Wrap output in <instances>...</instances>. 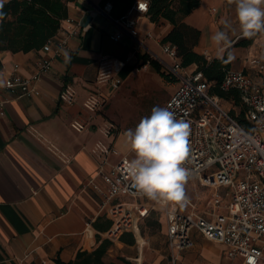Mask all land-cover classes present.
<instances>
[{"label":"crops","instance_id":"obj_1","mask_svg":"<svg viewBox=\"0 0 264 264\" xmlns=\"http://www.w3.org/2000/svg\"><path fill=\"white\" fill-rule=\"evenodd\" d=\"M136 1L76 0L70 3L69 16L62 22L56 36V39L67 38L68 44L53 58L49 73L40 78L37 84L39 96L11 94L1 87L15 66L19 76L31 77L42 58L53 57L56 46L29 53H0L3 66L0 70V108L4 112L0 115V264H58L57 260L69 263L79 252H92L106 239L104 234L111 223L105 216L98 215L100 200L91 188L85 186L100 167L98 157L92 152L95 145L110 143L112 139H107L102 132L105 120L88 113L84 103L98 86L101 58L124 59L131 53L136 40L128 34H124L119 43L110 39L111 34L120 30L111 18L127 15ZM108 3L113 5L111 18L98 12ZM210 8H216V14L218 8L222 14L224 8H230V17L221 15L222 22L228 20V25L229 21L238 22L234 3L202 0L200 7L183 20L201 32L195 48L198 54L210 60L208 52L212 60L222 58L226 50H231L232 70L235 71L246 69L250 58L264 59V34H258L249 47L236 48L229 44L217 55V46L211 37L219 29L214 21L216 14L211 15ZM87 15L92 17L91 23L68 35L67 31L71 32L74 26L67 20L81 23ZM237 26L235 36H243L239 23ZM171 30L172 26L166 21L153 23L148 15L140 17L137 41L142 42L143 47L121 71L123 81L146 54L159 63H173L161 47L162 40ZM248 72L255 79H261L255 71ZM68 86L76 93L71 105L60 100L61 93ZM74 121L87 123V128L81 133L74 131L71 128ZM111 161L115 162L113 157ZM199 188L197 185L196 192L202 196L200 206L209 205L208 191L210 194L213 191L200 192ZM161 222L159 220L168 255L166 228ZM193 236L195 245L184 254L185 264H195L197 258L202 264L204 261L219 264L221 258L227 264H235L228 258L225 246L208 241L197 232ZM143 240L147 242L144 237ZM150 245L147 243L141 255L142 264H165L162 245L153 240L152 251L146 252ZM123 250H134V253L123 254ZM201 250V257H198ZM115 256L129 261L137 259V240L133 246L120 239L113 242L107 260Z\"/></svg>","mask_w":264,"mask_h":264},{"label":"built area","instance_id":"obj_2","mask_svg":"<svg viewBox=\"0 0 264 264\" xmlns=\"http://www.w3.org/2000/svg\"><path fill=\"white\" fill-rule=\"evenodd\" d=\"M140 5L145 6L144 10L139 9ZM112 9L113 5L108 3L98 12L111 18ZM148 9L147 0H138L127 15L111 18L120 30L111 34L110 39L119 43L124 34H128L136 43L124 59L101 58L97 77L101 89L115 91L121 87V71L143 47L142 42L137 41L138 22L141 16L147 15ZM216 11V8L209 10L211 15ZM67 22L74 26L71 32L67 31L68 35L81 27L80 22L70 19ZM67 44V38L50 40L44 49L55 45L53 57L42 58L29 78L19 76L15 66L1 88L20 96H39L37 84L40 78L49 73L53 58ZM161 47L173 62L166 64L168 75L178 78L175 91L163 107L190 125L189 158L185 164L190 176L186 184L197 183L194 186L196 194L193 198L187 196L188 203L184 207L174 209L161 208L139 195L125 170V163L134 158V153L130 150L128 155H120L115 147L120 131L113 122H107L102 132L112 142L95 145L92 152L98 157L100 167L85 186L91 188L100 200L98 215L105 216L111 223L104 236L113 243L126 233L132 234L138 249V258L132 262L142 264L141 255L147 242L143 240L141 225L156 213L166 228L168 264H185L184 254L195 245L194 232L225 246L232 263L264 264V86L261 79H255L248 72L253 70L259 78L264 77V59L253 57L248 59L246 69L227 71L220 86L224 92H239L247 109L244 125L222 107L220 98L211 93L213 83L208 82L197 67L186 73L187 69L177 58L175 46L162 44ZM142 63L137 64L134 70L149 65ZM75 98L76 93L70 86L60 95V100L67 105L73 104ZM98 107L99 100L94 95L84 103L90 114L95 113ZM0 115H4L1 108ZM71 128L81 133L87 128V123L74 121ZM98 144L103 148H98ZM111 157L119 159L112 162ZM197 185L213 191L209 205L200 206L202 196L196 192Z\"/></svg>","mask_w":264,"mask_h":264},{"label":"trees","instance_id":"obj_3","mask_svg":"<svg viewBox=\"0 0 264 264\" xmlns=\"http://www.w3.org/2000/svg\"><path fill=\"white\" fill-rule=\"evenodd\" d=\"M76 0H4L0 3V53H29L42 50L50 40H55L62 28V22L69 16V4ZM148 17L151 22L166 21L172 26L162 44L176 47L177 58L183 68L196 66L205 79L213 83L211 93L231 105L229 111L240 123L246 125V107L242 104L238 91L224 92L220 89L227 71L232 69L231 51L227 50L222 58L207 60L195 51L201 38V32L187 25L183 20L197 10L202 0H147ZM253 39L247 40L241 47L252 45ZM142 64H149L162 77L161 64L150 55H144ZM0 60V70L2 69ZM240 108V112L235 111ZM153 215V214H152ZM160 225V224H159ZM109 227V226H108ZM124 244L133 246L132 234L120 237ZM112 242L103 240L92 252H79L69 263L58 264H136L125 257L115 256L107 260V253Z\"/></svg>","mask_w":264,"mask_h":264},{"label":"clouds","instance_id":"obj_4","mask_svg":"<svg viewBox=\"0 0 264 264\" xmlns=\"http://www.w3.org/2000/svg\"><path fill=\"white\" fill-rule=\"evenodd\" d=\"M236 7V18L242 35L252 38L264 34V0H228ZM2 3V0H0ZM145 6H139L144 10ZM220 55L228 45V35L217 31L212 37ZM190 125L177 119L168 108L155 106L135 128L125 133V143L134 158L125 163L128 178L137 193L161 208L184 207L188 203L185 185L190 171L185 166L189 158ZM103 148L102 145H97Z\"/></svg>","mask_w":264,"mask_h":264},{"label":"rangeland","instance_id":"obj_5","mask_svg":"<svg viewBox=\"0 0 264 264\" xmlns=\"http://www.w3.org/2000/svg\"><path fill=\"white\" fill-rule=\"evenodd\" d=\"M231 11L232 10L230 8H224V14H227V18L230 17ZM222 13L223 11L218 8L214 21L219 31L227 33L229 41L228 45L233 44V47L241 48L240 45H242V43L250 39H253L254 41V39L258 36V34L252 38H246L241 35L235 36L238 28V22L229 21L230 24L228 25L227 20L223 23L221 15L224 14ZM207 56L211 60L208 52ZM160 64L162 66V73L164 77L158 74L150 65L146 68L139 66L137 70L129 73L130 75L125 79V81H123L119 89L115 91L111 90L110 93L107 94L105 93L106 90L101 89V86L98 85L96 90L89 95H94L99 100V107L92 115L101 116L105 120V123L113 122L118 127L120 135L118 136L115 147L121 156L128 155L130 151L129 147L125 143L124 133L130 128L134 129L142 117L150 115L153 107H163L178 85V78L169 76V71L166 69V64L171 63ZM186 69V73H190L196 69V66ZM261 81L264 86V77L261 78ZM221 105L227 111L232 109L231 105H229V103L225 100H221ZM240 110V108H237V110L235 109V111L238 112H240ZM113 159L117 161L119 157H113ZM199 190L200 192L207 191L206 188H199ZM185 191L186 196H189L190 198H193L196 194L194 193V184L191 182L185 185ZM208 194L210 195V191H208ZM159 224V216L157 217L156 213H153V215H151V217L141 225L142 236L146 239L147 243L151 244L149 248L150 250L148 249L146 252L152 251L153 240L162 245L165 250V253H163L165 256L164 263L168 264V260L166 259V257H168L167 250L166 247H164L165 235L162 233V226ZM198 241L202 242L200 239ZM122 253L132 255L134 250L131 252L123 250ZM201 254L202 250L198 251V257H201ZM195 264H202V262L199 258H197L195 260ZM204 264H206L205 261ZM219 264H227V262L226 260L224 261V258H221ZM237 264H239V262Z\"/></svg>","mask_w":264,"mask_h":264},{"label":"water","instance_id":"obj_6","mask_svg":"<svg viewBox=\"0 0 264 264\" xmlns=\"http://www.w3.org/2000/svg\"><path fill=\"white\" fill-rule=\"evenodd\" d=\"M92 21V17L90 15H87L82 19L81 21V27L86 28Z\"/></svg>","mask_w":264,"mask_h":264},{"label":"snow or ice","instance_id":"obj_7","mask_svg":"<svg viewBox=\"0 0 264 264\" xmlns=\"http://www.w3.org/2000/svg\"><path fill=\"white\" fill-rule=\"evenodd\" d=\"M141 7H143V5H140Z\"/></svg>","mask_w":264,"mask_h":264}]
</instances>
